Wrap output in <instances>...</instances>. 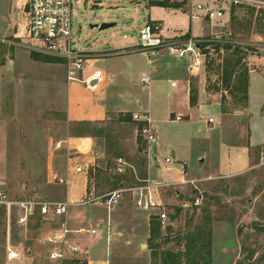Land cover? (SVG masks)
I'll return each mask as SVG.
<instances>
[{
  "label": "rangeland",
  "instance_id": "1",
  "mask_svg": "<svg viewBox=\"0 0 264 264\" xmlns=\"http://www.w3.org/2000/svg\"><path fill=\"white\" fill-rule=\"evenodd\" d=\"M79 1L73 5L72 32L77 44L86 50L106 48L112 43L122 47L137 45L139 31L146 20L160 19L166 34L176 33L170 38L191 37L188 32L181 33L190 28L188 13L184 12L185 9H178L181 6L167 10L152 5L155 0ZM18 2L0 0V36H11L19 22L22 13L17 7ZM219 6L225 9L222 18L213 22L207 19L205 22L193 21V34L205 32L193 39L201 45L225 40L248 49L243 59L249 70L247 100L238 90L231 93L223 81L225 59L230 57L225 43L220 45L219 51L202 47L204 63L193 74L188 71L191 65L188 55L179 58L167 49L151 52L146 57L136 54L116 61L120 65L124 62L126 66L129 60L132 69L127 82L114 83L107 92L121 96L118 97L122 104L120 109L136 113L148 110L156 133L159 137L165 135L166 144L153 147L149 155L145 142L140 139L139 122L133 118L134 112H121L103 123L67 126L63 123V111L59 109L64 101L63 80L60 78L66 76L67 70L63 61L56 65L58 83L45 87L33 77L35 69L28 63L25 48L9 50L6 46L1 47L0 178L6 181L11 194L21 196L33 192L49 198L47 173L53 160L54 143L67 133H74L76 127L81 128V134L93 137L94 152L100 154L98 168L101 172L96 178V172L88 173L92 178L90 186L95 183L99 192L109 190L117 178L126 179L130 184L149 177L163 182H176L185 176L186 179H199L196 187L191 183H177L162 189V205L149 211L137 208L126 195L123 201L132 211L129 216L122 212L116 216L123 236L113 237L108 249L106 240L97 241L91 255L94 260L98 253L108 264H153L148 241L150 220L162 211L168 219L161 223V234L155 242L159 252H184V236L207 222L212 229L211 264H264V159L261 158L264 143L251 147L253 159L239 173L203 177L199 164L200 155L205 151L207 162L218 163L224 142L239 140L240 129L247 127L249 120L253 129L264 127V5L229 7L220 3ZM105 23L110 26L105 29L97 27ZM16 48L14 65L7 61L12 59ZM87 54L89 59L92 58L89 52ZM87 65L88 62L84 67ZM92 65L100 69L102 63L93 62ZM152 66H157L156 71ZM14 67L24 71L26 77L19 76ZM166 67L168 70L163 69ZM143 77L149 78V82L142 83ZM186 78L189 79V97L190 90L194 89L197 101L202 96V103L199 109L192 111V122H186V115H182V121L172 123L169 117L172 120L176 116L170 115V110L182 111L185 107L182 87ZM236 82V78H232L231 83ZM52 101L58 104H51ZM127 113L131 114V121L122 119ZM222 113L227 115L226 120H223ZM241 113L248 115L231 116ZM210 118L215 122L214 129L208 125ZM193 124L199 125L197 131L192 130ZM120 157L133 164L135 169L127 166L122 173L117 172L115 163ZM166 158L171 162L167 163ZM208 173L204 172L205 175ZM197 197L200 202L195 205ZM81 208L85 209L89 219L87 226L90 222L97 223L98 219L106 221L104 206L91 204ZM102 226L96 227L98 233L93 235L94 239H99ZM47 231L48 225L39 218L32 219L25 226L19 225L13 216L8 224L4 210L0 209V264H42V238ZM8 241L21 249L23 256L20 259H7ZM155 263L162 264L159 259Z\"/></svg>",
  "mask_w": 264,
  "mask_h": 264
},
{
  "label": "built area",
  "instance_id": "2",
  "mask_svg": "<svg viewBox=\"0 0 264 264\" xmlns=\"http://www.w3.org/2000/svg\"><path fill=\"white\" fill-rule=\"evenodd\" d=\"M79 0H24L21 5V17L11 36H0V50L6 46L9 50L13 47H22L29 52L39 55L59 59L64 62L67 68L68 81H82L88 87L90 82L96 80L101 82L103 74L100 70H95L90 76L82 78L81 74L85 69L84 65L89 58L86 49L81 48L73 37V5L79 4ZM244 5L251 7H261L264 0H206L204 3H196L191 8L192 19H207L213 22L225 15L224 7ZM137 47L145 53L156 52L167 49L170 54L179 58L187 55L191 60V70L198 72L204 63L205 52L202 45L193 38H175L164 34L162 25L159 22L146 20L139 31ZM210 48V45L204 46ZM1 53V52H0ZM90 53V52H89ZM9 55V53H8ZM1 65V59H0ZM149 78L142 79V83H148ZM133 118L141 122L139 133L146 144L148 155L150 150L156 146L157 133L150 118L143 113H135ZM180 119V116H177ZM210 118L208 123H213ZM55 149L62 148V141L54 145ZM264 159V151L261 152ZM79 156L67 152V160L72 165L75 173L87 172L95 173L98 168L97 156H92L85 161H78ZM166 162L171 160L166 158ZM115 170L119 173L125 171L128 163L123 158H118L115 163ZM183 168L186 169V166ZM184 174L186 172L184 171ZM55 182L67 183L68 180L62 178L58 173L52 174ZM199 179H181L179 182H163L146 178L139 179L137 183H123L111 190L99 192L95 183L83 195L78 205H102L108 212L118 206L126 195H129L133 203L139 209L149 211L157 209L162 205L161 191L170 185L177 183H191L195 186ZM196 187V186H195ZM23 190L27 191L26 186ZM200 202V198L195 199V205ZM69 201H53L42 196L28 192L21 196L11 194L7 188V183L0 178V209H3L8 220L15 216L19 225L27 226L34 219L39 218L48 225V231L42 238L44 247L42 264H67L74 260L86 258L88 251L83 248L77 240V236L95 235L96 228L79 227L71 228L68 218V209L71 206ZM162 224L168 219L165 212L157 213ZM23 256L18 248L8 241L7 259L9 261L18 260Z\"/></svg>",
  "mask_w": 264,
  "mask_h": 264
},
{
  "label": "crops",
  "instance_id": "3",
  "mask_svg": "<svg viewBox=\"0 0 264 264\" xmlns=\"http://www.w3.org/2000/svg\"><path fill=\"white\" fill-rule=\"evenodd\" d=\"M23 2L24 0H19L17 7L21 8ZM204 2H206V0H187L186 3H183L181 7L178 8L179 10L185 9L184 12L188 13L190 19V28L188 30L181 31V33H186V32L190 33L191 34L190 38L201 36L204 35L205 33L204 32L203 34L196 35L193 34L191 30L194 20H200L202 22H205L204 19L191 18L192 5L196 3H204ZM157 7H162L164 9L171 10V7H163V6H157ZM150 21L159 22L163 28V24L160 19L150 20ZM14 30L15 27L13 28L12 33L14 32ZM164 34L169 37V36H174L176 33L168 35L164 32ZM17 49L18 48L13 50L12 59L7 62L16 65L15 58H16ZM88 51L92 55V58L88 60V65L83 70L81 77L86 78L90 76L95 70H100L103 74V78L101 82L94 84L93 87H88L82 81H68L67 70H66V76L62 79L60 78V81L63 80V87H64L63 90L64 101L62 102V104L59 105L60 111H63L64 114L63 123H65L67 126L78 125L81 122L103 123L121 112L136 113V111L120 109V105L122 104L119 98L121 96H118L116 92L115 93L112 92L109 94L107 92V88L112 87L114 83L123 84L124 82H127L129 73L131 72L132 62L127 60L126 63H128V65L125 66L124 62L120 65V63L116 64V61L122 59L123 57H130L131 55H136V54L142 56L145 55L146 57V55L149 56L150 53L148 54L140 51L137 45H133V46L128 45L122 47V46H115L114 43L110 44L106 48H102V49L100 48V49L88 50ZM27 53H28V63H30V66L32 67L33 70L35 69L34 70L35 76L33 77L35 79H38L43 85H45V87L49 85H53V86L56 85L59 80V77L57 76L58 69L56 65L60 62H44L40 60H34L31 57V52L27 50ZM93 62L102 63L101 68L100 69L93 68L92 65ZM148 62L151 63V60H148ZM152 69L156 71L157 66H152ZM163 69L168 70V67ZM14 70L19 76L26 77L24 71L22 72L19 67L18 69L14 67ZM188 71L189 73L192 74L195 73V71L191 70V66H189ZM45 73L47 74L45 75ZM182 90L184 92L185 107L182 111L181 110L175 111L172 109L170 110L169 114L170 115L173 114L176 116V119H172V120L169 117V121L172 123L182 121V115H186V122H192V118H193L192 111L195 109H199L202 103L201 102L202 96L200 95V98L198 99L197 103L193 107L190 105L189 79L186 78V83L185 86L182 87ZM248 95H249V88H248ZM109 96H111V98ZM50 103L55 105L58 104L57 102H53V101ZM137 113H141V112H137ZM143 114L151 118L148 110L147 111L144 110ZM244 114L245 113L234 114L231 116L236 117ZM177 116H180V119H177ZM222 117L223 120L227 119L226 118L227 115L225 116L223 113H222ZM214 123L215 122L211 124L208 123L211 129L215 128ZM198 129H199V125L193 124L192 130L197 131ZM239 136L240 139L234 143L224 142L225 145L221 150V156H220L221 159H219V162L216 163L215 165L213 163L207 162L208 158L207 155H205L206 151L203 153L204 155L203 154L200 155L199 164L201 166L200 165L199 166L202 169L201 171L203 177L206 176L214 177V175H218L219 173H224L225 175L239 173L250 165L253 159L251 147L264 143V127L263 128L255 127L253 129L249 120L247 127L245 125L244 128L240 129ZM157 137L160 139L159 141L157 139V143L155 147H159L160 144H166L164 142L165 135L162 134V136L160 135L159 137V134H157ZM58 141H62V148L55 149V147L53 146L54 147L52 152L53 160L52 163L48 166L49 167L47 173V179H48L47 184L49 185L48 188L49 194H47V196L49 197L48 199L53 201H69L72 203L68 209V218H69V224L73 229L82 226L89 228H96L99 225H103L102 230L98 234V238H99L98 240L94 239L93 235L77 236L78 242L83 248H85L88 251V255L86 256V258H82L74 261H79V264H81V262H84L85 264H108L107 260L100 259L102 258L101 257L102 255H99L98 253H96L97 256L96 260L92 259L91 258L92 250H94L97 241L106 240L107 249H108L111 239L113 237L123 236V233L120 230L121 224L119 220L116 218V216L119 212H122L123 214L129 216L132 209L124 203L123 201L124 199H123L120 203L122 205L119 204L120 206L118 205V208L117 206L114 207V209L111 212L107 211L106 221H103L102 219H98L97 223L90 222V225L87 226L86 224L89 223V219H87L85 209L81 208L85 205H78L77 202L80 201L83 195L88 191V189H90V182L92 178L88 175L87 172H81V173L74 172L73 166L69 165V162L67 160V152H70L71 154L74 155H78L79 156L78 161H80V163L82 161L87 160L88 158H91L93 155L97 156L98 166H100L99 165L100 154L94 152V140L93 137L90 135H83L81 133H79L78 135V133L76 132L74 133L69 132L65 136L59 137L57 139V142ZM128 167H132L135 169L134 165L131 163H128ZM149 167L150 166L148 165V176L151 172ZM167 169H171V168H167ZM207 171H209V173ZM204 172L208 173V175H205ZM53 173H58L59 176H61L64 179H67L68 182L67 183L55 182L52 179ZM184 178H186V176L181 177V179ZM181 179H179L176 182H179ZM190 179L193 178L191 177ZM128 182H129L128 180L124 181V183H128ZM17 248L20 252H22L19 247Z\"/></svg>",
  "mask_w": 264,
  "mask_h": 264
},
{
  "label": "trees",
  "instance_id": "4",
  "mask_svg": "<svg viewBox=\"0 0 264 264\" xmlns=\"http://www.w3.org/2000/svg\"><path fill=\"white\" fill-rule=\"evenodd\" d=\"M183 3V2H182ZM152 5L163 6V7H179L181 3H171L168 0H155L152 2ZM189 38V36L187 37ZM183 38V39H187ZM225 43V49L230 52V57L225 59V66L223 67V81L226 87L234 93V90H238L242 93L244 100L248 98V88H249V70L243 64L244 55L248 51L247 48L241 47L238 45H233L231 42L222 41V40H214L208 41L206 44L202 45V47L206 45H210V48L220 50V45ZM31 57L34 60H40L44 62H60L61 60L51 58L44 55H39L31 52ZM232 78H236V84H232ZM190 105L194 106L197 102V97L194 89L190 90L189 97ZM124 121H131V114L127 113L122 118ZM90 122H81L79 125H86ZM142 123H138V129L140 130ZM74 132H81L80 127L74 128ZM142 139V138H140ZM101 172L98 168L95 177L97 174ZM112 180V179H111ZM114 181V180H112ZM126 179H118L115 182H111V186L109 190L114 189L118 186H121ZM97 183V182H96ZM129 183V182H128ZM158 216H152L150 220L149 226V246L151 248V256L154 260L159 259L162 264H211V243H212V229L210 223H204L195 228L192 232L187 233L184 236L185 240V250L184 252H173V251H163L159 252L156 241L160 237L161 234V221L158 219ZM67 264H79V261H71ZM81 264H85L81 262Z\"/></svg>",
  "mask_w": 264,
  "mask_h": 264
},
{
  "label": "water",
  "instance_id": "5",
  "mask_svg": "<svg viewBox=\"0 0 264 264\" xmlns=\"http://www.w3.org/2000/svg\"><path fill=\"white\" fill-rule=\"evenodd\" d=\"M109 26H110V24L105 23V24H102L101 26H97V27H99V29H105ZM94 84H96V80H93L92 82H90V86H94Z\"/></svg>",
  "mask_w": 264,
  "mask_h": 264
}]
</instances>
